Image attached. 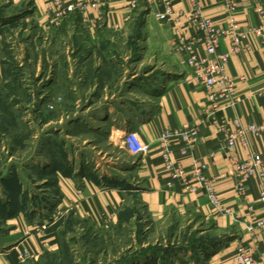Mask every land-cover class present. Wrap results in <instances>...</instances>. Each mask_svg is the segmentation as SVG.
<instances>
[{"label":"rangeland","instance_id":"rangeland-1","mask_svg":"<svg viewBox=\"0 0 264 264\" xmlns=\"http://www.w3.org/2000/svg\"><path fill=\"white\" fill-rule=\"evenodd\" d=\"M26 2L22 8L0 0V255L30 234L14 229L20 216L24 224L59 218L58 246L36 258H18L16 264L199 261L205 242L217 235L210 222L173 213L153 219L137 200L140 183L129 173L112 222H91L54 206L62 198L56 170L66 174L71 163L89 158L94 165L106 160L104 167L115 172L112 162L121 154L124 171L131 159L108 143L109 126L99 119V108L123 95L145 103L162 75L160 60L146 48L144 7L134 9L126 28L104 31L101 44L80 54L78 40L86 32L75 16L46 30L31 17ZM86 53L92 57L82 63ZM114 111L127 113L124 107ZM100 152L105 153L101 161Z\"/></svg>","mask_w":264,"mask_h":264},{"label":"crops","instance_id":"crops-1","mask_svg":"<svg viewBox=\"0 0 264 264\" xmlns=\"http://www.w3.org/2000/svg\"><path fill=\"white\" fill-rule=\"evenodd\" d=\"M9 1L14 6L22 8L28 3L26 0ZM28 1L30 3L28 12L36 24L43 28L47 20L48 0ZM196 1L203 16L211 17L218 26H225L229 16L228 1ZM229 1L233 5L232 15L242 30L249 32L251 28L264 23V0ZM169 2L175 14H182L176 23L155 18L153 12L157 6L149 4L148 0H141L137 6H143L145 9L144 13L142 12L144 15L142 30L147 34L145 38L147 51L155 59L160 60L163 68L158 82L152 84L154 88L148 92L146 102L139 104L132 99L128 101L124 95L115 96L113 101L99 108V119H104V123H108L109 126V131L106 129L105 132L108 143L111 141L109 144L122 148V152L131 158L129 161L126 159L128 162L125 164V170L122 171L124 160H121L120 154L116 157L119 161L112 162V168L116 171H108L104 167L108 166L106 160L101 161L105 157L103 152L99 153L100 165L92 164L88 158L81 164L77 161L71 163L66 174L56 170L62 198L56 201L54 206L58 211L69 210L95 223H99L101 214L114 212L115 220L126 195L124 177L129 173L132 180L140 183L136 191L137 200L144 205L153 219H162L171 213L181 216L194 215L210 222L214 228L217 235L204 259L187 264H236L235 247L239 240L253 246L255 255L264 260V231L258 232L255 243L245 233V225L250 217L248 207L251 206L257 216L263 213L262 205L258 201L259 178L256 174L247 178L243 183L244 192L240 193L237 189L239 178L233 174L234 162L245 158L251 151L261 152L264 156V130L258 136L247 134L246 147L236 146L231 153L224 150L221 135L205 118L208 106L203 89L191 78L190 70L182 62L181 53L174 47L175 33L177 30H184L186 19L183 14L192 9V2L191 0ZM259 6L262 8L261 12L258 10ZM135 11L130 12L123 0H109L101 9L87 6L83 10L72 11L63 19L62 24L66 19L75 16L77 23L86 32V35L78 40L81 54L85 47L101 44L102 34L104 31L113 30L111 27L113 22L118 23L119 30L126 28L129 19L125 20V16L130 14L131 19ZM245 43L246 47L230 56L224 68L227 75L235 78V91L240 98L236 105L226 110V115L230 119L237 118L243 126L251 122L264 121V53L259 37L253 32L248 33ZM228 48L229 37L224 36L219 41V49L227 51ZM91 57L92 54L86 53L80 60L83 63ZM156 84L159 85L156 87ZM123 107L127 113L115 111L113 114L110 113L115 108ZM184 124L198 126L199 141L183 154L177 147L174 148L176 160L186 170L190 169L195 159L204 162L207 175L216 177L214 187L222 204L229 207L232 214L216 212L209 206L204 194L186 191L178 180H173L170 186L167 184L169 177L163 169L157 142L158 134L163 128H178ZM128 129L136 130L140 138L149 144L150 148L146 154L132 155L120 143H116L120 140L119 132L123 133ZM18 219L21 224L14 229L29 230L30 234L13 249L2 253L0 264H16L22 246H27L37 254L58 246L59 218L52 219L46 224L40 222L24 224L20 216Z\"/></svg>","mask_w":264,"mask_h":264},{"label":"built area","instance_id":"built-area-1","mask_svg":"<svg viewBox=\"0 0 264 264\" xmlns=\"http://www.w3.org/2000/svg\"><path fill=\"white\" fill-rule=\"evenodd\" d=\"M109 0H48L46 3V16L43 28L51 30L59 27L69 13L78 9L83 10L87 6L96 9ZM129 11H133L141 0H123ZM229 16L225 26H218L211 17L201 14L200 5L196 0H191L192 9L184 15L186 24L184 30H177L174 36L175 50L182 55L183 64L190 70L191 78L198 83L204 92L207 102L205 118L209 124L218 132L223 141V148L227 153L233 152L236 146L246 147L247 134L258 136L264 130V121L251 122L241 125L237 118L230 119L226 110L236 105L240 98L235 91L236 80L227 75L224 68L233 54L242 51L246 47L245 39L249 32L259 37L262 51L264 53V23H261L248 31L242 30L232 15L233 5L229 0ZM149 4L156 5L153 15L158 20L176 23L181 13L172 11L169 0H148ZM261 12V6L258 7ZM130 14L125 16V20ZM113 30H119L117 22H113ZM229 37V48L227 51L219 49V41L222 37ZM199 128L197 125L184 124L178 128H163L157 138L163 169L168 174L167 184L170 186L173 180H178L188 192L204 194L209 206L218 213L232 214L229 207L222 204L214 187L216 177L207 175L206 164L199 160H193L189 170H186L175 158L174 148L186 153L199 141ZM120 143L132 155H144L150 146L143 141L136 130L128 129L120 136ZM264 156L261 152L251 151L245 158L234 162V176L238 177L237 189L244 192V181L254 176L259 178L260 189L258 201L261 203L263 213L257 216L253 208L248 207L250 217L245 225V233L255 243L259 231H264ZM115 213H103L99 222L114 221ZM103 219V220H101ZM236 251V264H264V260L255 255L253 246L239 240ZM37 253L27 246L19 249L18 258H36Z\"/></svg>","mask_w":264,"mask_h":264},{"label":"trees","instance_id":"trees-1","mask_svg":"<svg viewBox=\"0 0 264 264\" xmlns=\"http://www.w3.org/2000/svg\"><path fill=\"white\" fill-rule=\"evenodd\" d=\"M144 13V12H143ZM85 220H87V219H85ZM214 243V240H210V241H206L205 242V245H204V247H203V249H202V252H203V256H202V258L201 259H204V257L206 256V253H207V251H208V249H209V247L212 245ZM200 259V260H201ZM199 260V261H200ZM198 262V261H197Z\"/></svg>","mask_w":264,"mask_h":264},{"label":"bare ground","instance_id":"bare-ground-1","mask_svg":"<svg viewBox=\"0 0 264 264\" xmlns=\"http://www.w3.org/2000/svg\"><path fill=\"white\" fill-rule=\"evenodd\" d=\"M119 133H121V132H119Z\"/></svg>","mask_w":264,"mask_h":264}]
</instances>
